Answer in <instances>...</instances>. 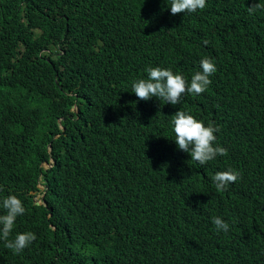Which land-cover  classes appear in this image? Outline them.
<instances>
[{
  "label": "trees",
  "instance_id": "obj_1",
  "mask_svg": "<svg viewBox=\"0 0 264 264\" xmlns=\"http://www.w3.org/2000/svg\"><path fill=\"white\" fill-rule=\"evenodd\" d=\"M169 6L0 0V200L16 195L13 231L37 237L19 254L0 239V264H264V0ZM203 57L217 71L200 95L131 92L149 66L190 81ZM179 109L219 126L228 154L194 166L173 140ZM228 168L240 178L217 191Z\"/></svg>",
  "mask_w": 264,
  "mask_h": 264
},
{
  "label": "clouds",
  "instance_id": "obj_2",
  "mask_svg": "<svg viewBox=\"0 0 264 264\" xmlns=\"http://www.w3.org/2000/svg\"><path fill=\"white\" fill-rule=\"evenodd\" d=\"M205 7L206 0H170L169 6L172 15L195 13ZM259 7V4H252L249 6L248 11L252 14ZM203 43L207 45L208 41L204 40ZM216 71V65L210 57L201 58L199 70L194 72L190 81L182 74L174 73L171 68L149 66L145 69L146 78L132 81L131 92L136 95L138 100L148 101L155 97L175 106L180 104L181 97L185 93L193 95L204 93L212 82L210 77ZM61 121L62 118H60ZM205 124L204 121L196 119L182 109L176 111L171 118L172 131L175 136L173 140L179 150L188 153L191 160L195 161L194 166H204L217 156L228 154L226 148L216 143L217 137L215 134L220 131L219 126L212 122ZM232 143L235 144V139ZM249 143H253L252 139ZM54 163V160L45 161L43 167L50 168ZM239 178V172L232 168L217 171L211 177L217 191L226 190L229 184L236 182ZM39 186L43 192L35 195L34 201L37 204L43 202L42 198L46 192V187L43 184ZM0 207L4 210V213L0 214V239L5 242L6 248L11 249L14 254H19L37 238L35 233L31 231L22 233L13 231L16 227H14V224L17 217L22 216L26 211L24 204L16 195L10 194L0 200ZM211 222L217 232L229 231V224L221 217L214 216ZM11 232L12 234H10Z\"/></svg>",
  "mask_w": 264,
  "mask_h": 264
},
{
  "label": "rangeland",
  "instance_id": "obj_3",
  "mask_svg": "<svg viewBox=\"0 0 264 264\" xmlns=\"http://www.w3.org/2000/svg\"><path fill=\"white\" fill-rule=\"evenodd\" d=\"M73 110H76V106L73 107ZM40 196H41V194H40Z\"/></svg>",
  "mask_w": 264,
  "mask_h": 264
}]
</instances>
